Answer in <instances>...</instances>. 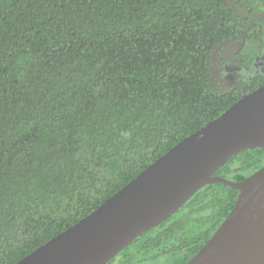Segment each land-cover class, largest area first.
<instances>
[{
    "label": "trees",
    "instance_id": "trees-1",
    "mask_svg": "<svg viewBox=\"0 0 264 264\" xmlns=\"http://www.w3.org/2000/svg\"><path fill=\"white\" fill-rule=\"evenodd\" d=\"M264 0H0V264L86 218L264 74L212 86L215 49L264 53ZM253 17V18H252ZM264 148L214 174L242 182ZM240 192L206 185L109 264H188Z\"/></svg>",
    "mask_w": 264,
    "mask_h": 264
},
{
    "label": "water",
    "instance_id": "water-1",
    "mask_svg": "<svg viewBox=\"0 0 264 264\" xmlns=\"http://www.w3.org/2000/svg\"><path fill=\"white\" fill-rule=\"evenodd\" d=\"M264 148V85L185 138L77 224L16 264H109L198 191L221 182L234 209L188 264H264V167L242 182L214 174L235 155Z\"/></svg>",
    "mask_w": 264,
    "mask_h": 264
},
{
    "label": "rangeland",
    "instance_id": "rangeland-1",
    "mask_svg": "<svg viewBox=\"0 0 264 264\" xmlns=\"http://www.w3.org/2000/svg\"><path fill=\"white\" fill-rule=\"evenodd\" d=\"M255 16L264 21V10L259 11ZM239 46V43L226 41L217 47L212 55L211 82L212 86L221 93L235 87L240 76L254 77L264 74V53L253 65L247 67L242 65L237 56Z\"/></svg>",
    "mask_w": 264,
    "mask_h": 264
}]
</instances>
